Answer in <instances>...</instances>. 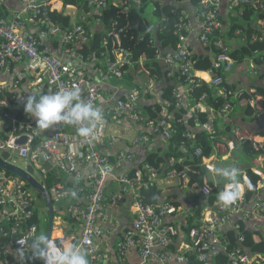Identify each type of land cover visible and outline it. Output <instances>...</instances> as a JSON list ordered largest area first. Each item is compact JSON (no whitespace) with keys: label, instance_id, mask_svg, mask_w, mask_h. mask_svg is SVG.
I'll return each instance as SVG.
<instances>
[{"label":"built area","instance_id":"built-area-1","mask_svg":"<svg viewBox=\"0 0 264 264\" xmlns=\"http://www.w3.org/2000/svg\"><path fill=\"white\" fill-rule=\"evenodd\" d=\"M164 1L173 5L180 2ZM21 2L23 10L13 14L11 18H7L0 9V70H5L10 64H23L30 78V86L39 89V93L79 88L82 100L99 108L104 114V121L102 125H98L95 139L83 142L75 125L59 123L49 129L37 127L35 119L24 110L25 99L30 94L21 89L20 81L0 83V157L9 153V159H4L8 163L14 154L28 160L27 164L33 167L35 176L39 175L43 180H38L39 184L47 188L49 170L39 163L42 158L51 165V170L71 177L78 198L83 197L84 205L71 203V190L63 184L56 183L50 189L47 188L53 204L66 201L63 208L56 210L53 222L54 229H60L61 234L51 240L60 246L76 244L86 252L89 264H99L101 260L110 261L112 255L102 252L97 243L106 235L109 208H114L119 213L121 203L126 196H130L133 218L116 243V256L121 264H131L128 259L132 251L139 254L141 264H219L218 256L225 257L228 260L226 264H264L261 253L250 251L244 245L246 237L242 233V224L264 238V197L254 195L249 200L246 198V188L251 186L248 175L243 176L240 195L233 204L225 207L219 200L213 205L205 202L201 210L196 204L174 202V199L168 198L146 201L143 191L157 188L164 180L171 184L177 181L188 188V171L173 169V160L170 161L171 168L167 170L151 164L135 167L130 174L115 177L112 188H108V179L115 176L116 170L125 162L136 158L132 148L119 152L115 157L104 153L103 146L107 140L106 131L110 120L143 123L144 131L136 139L134 147L152 136L170 141L176 135L166 114L161 113L159 118L151 119L140 113L139 105L148 91L146 86L133 89L114 102H106L105 87L122 81L131 71H142L138 67L143 66L146 59L133 62L131 53L122 47L120 32L111 28L106 29L107 38L112 39L111 52L101 56L92 53L85 57L79 49L91 42L92 36L83 23H71L68 29L63 30L52 20L49 10L51 12L53 8H50L48 0ZM225 2L228 9L235 8L239 11L242 8L245 11L246 7H251L264 16V0ZM114 3L129 9L140 7L142 0H114ZM222 3L223 0H202V6L209 9L205 14L197 8L202 20L199 26L200 43L214 57V67L221 72V75L212 77L210 85L224 99L233 98V103H227L222 110V116L227 117L239 105L257 108L259 101L263 105L259 113L263 114V97L255 95L240 103L245 94H255L256 90H233L226 86L228 83L225 76L232 72L236 60L231 57L225 40L224 21L220 13ZM111 4V0H85L83 8L90 10L89 15L98 26L97 30H105L103 15ZM69 8L77 11L80 9L76 5L66 9ZM29 15L35 17L46 33L58 42L59 56L44 51L36 33L24 32ZM260 20L264 24V17ZM175 27L180 35L177 49L163 51L156 38L151 40V44L158 48L157 59L162 57L164 60V66L168 70L167 78L176 77L186 86V92L191 93L200 80L197 78L193 54L186 47V41L193 34L194 27L184 10ZM239 34L244 42L248 41L242 31ZM263 36L254 35L252 41H261ZM66 59L78 64L69 63ZM175 66L178 68L177 74L169 71ZM251 68V74H254L257 66L252 64ZM176 99L177 105L181 106L183 97L180 89L176 93ZM195 122L201 132L210 136L212 142L224 143L228 154L234 152L237 144L250 141L253 150L262 151L255 158V164L264 161V143L254 139L253 133L236 127L235 134L227 140L228 138L217 135L209 122L202 124L198 115ZM186 137L188 141L195 142L196 136L191 130ZM23 138H26V142L19 144ZM114 141L118 139L113 137L112 143ZM185 146V143L181 145L183 152ZM194 156L202 160V166L208 173L216 174L217 156L205 157L200 147L194 148ZM88 166L91 171L86 173ZM252 171L259 177L257 185L263 186L264 171L255 165ZM202 192L206 196L211 193L207 187H203ZM181 218L185 221L177 224ZM38 219L29 184L0 167V264L35 263L36 259L30 253L29 245L39 236L41 223ZM66 219L75 223L72 234L62 230L63 222L67 223ZM230 230L238 234L235 246H232L226 236ZM173 246L176 251L170 250Z\"/></svg>","mask_w":264,"mask_h":264},{"label":"trees","instance_id":"trees-1","mask_svg":"<svg viewBox=\"0 0 264 264\" xmlns=\"http://www.w3.org/2000/svg\"><path fill=\"white\" fill-rule=\"evenodd\" d=\"M111 2V6L104 12L103 15L105 30H96L92 36L91 42L80 47V53L85 57H88V55L92 53H96L100 56L102 54L110 53L112 50V39L107 38L106 29L111 28V30H117L120 32L122 47L131 53L132 61L138 62L145 58L146 60L143 66L147 71H149L150 77L156 81H160L164 76V72L162 71L161 65L156 61L158 48L151 44V40L156 38L158 41L157 43L164 50L178 48L180 44V35L178 34V30L175 25L179 23L182 8H177L173 4L162 3L161 1L153 2L151 0H142L140 7H131L127 9L123 5L114 3V0H111ZM190 3L193 7L202 10L203 14L207 13L209 10L205 6H202V0H190ZM48 4L50 8H53L50 14L52 20L56 24L60 25L63 30L68 29L71 25L70 18L66 17L62 13V11H64L68 6H75L78 4L84 14H90L89 9L83 8L85 6V0H48ZM149 7H152V9L149 14H146ZM244 13V18L248 20V18H252L256 14V11L251 7H246ZM147 15H149L152 20L149 19ZM259 16L260 19L264 17L261 14ZM164 17L165 19H163ZM154 19L157 21L155 22ZM83 24L87 29H89L87 24L84 22ZM238 29H242L243 33L246 34L248 41L244 46L233 51L231 53V57L241 65L245 64L248 59L255 60L258 64L263 63L264 36L261 41H252L254 35L252 34L250 27L244 28L240 25L233 26L231 33L234 34ZM255 35L261 36L264 35V33L259 32ZM193 60L195 62L194 66L196 71L210 73L213 78L221 75V72L214 67L215 59L212 55H193ZM138 69H140V67H138ZM128 82H132V78H129ZM226 86L233 90L236 89L234 86L229 84ZM174 89L175 87L170 85L164 90L162 98L165 103L163 105L156 103L145 107V111L148 115H150L151 119L159 118L166 105L170 113L176 109ZM248 90H256V93L251 95L245 94L243 99L241 98L242 100L240 103H243L245 98H254L255 95L264 98L263 86L257 84ZM190 96L194 106L201 108V110L198 111V118L202 124L209 122V107L212 108L217 115H222V110L226 104L229 102L233 103L232 97L227 100L224 99L219 95L218 90L203 81H200L197 86L193 87ZM242 108H244L245 115L250 118L251 121H256L259 116V111L263 108V105L262 102L259 101L257 108H254L251 105H243ZM183 113V110H179L174 114V117L169 120L176 130V135L173 140H170L171 147L168 153L164 155V157H161L157 153L149 154L146 164H151L155 167L165 165L168 168V161L171 159L174 161V164L172 165L173 169L178 171L187 170L190 177L188 186L189 190L192 194L196 195L194 198H189L187 202L196 204L201 210L205 206V202L209 205H213L216 201H218V194L224 189L226 182L221 180L219 177L217 185H214L209 181L208 172L205 167L202 166V160L197 159L194 156V148H202L205 157H211L216 154L218 160L225 157L228 151L224 143L212 142L210 136L205 132H200L197 136L195 135L197 137H195V142L188 141L186 136L188 132H190L189 127H195V118H190L187 122H185ZM226 130L225 134L230 135L229 131L231 130V127L227 126ZM216 134L219 135L218 133ZM258 135L264 136V134L257 133V135L254 136V139L264 143V137L260 138ZM229 139L230 138L227 140ZM183 143H185L186 146L185 152L182 153L181 145ZM261 153V150L255 151L252 149L250 141L237 144V147L233 152L235 161H238L239 164H244V169L251 180V186L246 188L245 193L248 200L257 192V182L259 181V177L253 173L252 169L254 167L253 161L261 155ZM182 158L183 160L180 162V159ZM233 165L232 160H228L227 162L223 161L222 165L217 168H224ZM56 172L58 171L51 170L48 172L46 179L48 189L53 187L58 181ZM203 187H207L211 191L208 196L203 194ZM72 193H70L71 203L78 202L80 205H84V201L82 200L83 197L78 198L79 195L76 192V196L73 197ZM143 195L146 201L150 202L152 200H157L160 197L161 192L154 187L150 190L143 191ZM66 221L72 224L75 229V223L68 219H66ZM35 222L38 223L37 220ZM242 233L246 237V242L244 244L245 247L250 251L259 252L264 256V238L259 235V233H253L252 230L246 226V224H242ZM226 236L232 246L237 244L238 234L236 232L230 230L226 233ZM217 260L219 264H226L228 261L223 256H218ZM34 264L43 263L41 260L36 259Z\"/></svg>","mask_w":264,"mask_h":264},{"label":"crops","instance_id":"crops-1","mask_svg":"<svg viewBox=\"0 0 264 264\" xmlns=\"http://www.w3.org/2000/svg\"><path fill=\"white\" fill-rule=\"evenodd\" d=\"M157 1H161L162 3H167L164 0H157ZM225 1L226 0H223L224 3H222L220 13L224 21L225 40L228 44L230 53H232L236 49H239L242 46H244L246 43L242 40V36L239 34V32H241L242 29H238L234 34L231 33V29H233V26L240 25L244 28L250 27L252 34L255 35L259 32H264V24L261 22L259 16L260 14L258 12H256V14L252 18H248L247 20L244 18L245 13L244 11H242V8H240L239 11H237V9L235 8L228 9ZM174 5L182 8V10H184L187 13L188 19L191 21L194 27L193 34H191L186 41L187 49L193 55H210V53L207 50H205V48H203L200 43L199 26L202 20L201 17H199L198 9L193 7V5L190 3V0H180V2H175ZM76 6L79 5L76 4ZM0 9L4 12L7 18H11L13 14L23 10V4L21 0H0ZM49 13L51 14L50 10ZM62 13L66 17H69L71 23L73 24H77L79 22L81 23L84 22L85 24H87L91 36H93V34L98 29V26L92 20L90 15L84 14L83 11H81V9L77 11L69 8V10L66 9L62 11ZM24 32L36 33V35L39 37L41 41V47L44 51L52 55H58V56L60 55L58 42L52 39L46 33L45 28L40 26L38 20L35 17L30 15L28 16L24 27ZM162 50L165 51L164 49ZM66 61H68L69 63H77L76 61L69 59H66ZM156 61L161 65L162 71L164 72V76L161 78L160 81H156L153 78L151 79L149 71H147L144 66H141L140 69H143L142 71H138V72L131 71L122 81H117L114 84L105 87L106 102L107 103L110 101L114 102L118 97L122 96L123 94L130 92L133 89L146 86L148 91L145 94L141 104L139 105V110L144 117L150 118V115H148L145 111V107L156 103L163 105L165 103L162 98L164 94V90L170 85H172L175 87L174 98L176 100V109L170 113L166 105V107L163 108V111L161 113L166 114L167 117L171 119L174 117V114L177 111L183 110L184 112L183 116L185 122H187L188 119L190 118L197 117L198 111L201 109H198V107L194 106L190 93L186 92V86L183 85V83L180 80H178L176 77L173 79L167 78L166 74L168 70H166V66H164L163 63L164 60L162 57H159V59H157L156 56ZM252 64H255L257 66V70L255 71L254 74H251ZM169 71H172L175 74H177L178 68L175 66L170 68ZM129 78H132V82H128ZM197 78L200 81H203L208 85H210L212 76L210 73L207 72H198ZM29 80L30 78L23 64H10L9 66H7L5 70L4 69L0 70V83L1 82L10 83L14 81H20L22 87L21 89L23 91L29 94L39 93L40 92L39 89L32 88L30 86ZM226 81L229 85L234 86L236 90H248L253 88L254 85L257 84L264 87V61L263 63L258 64L255 62V60L248 59L246 63L243 65H241L236 61V65L232 70V72L229 75H226ZM179 89H180V94L183 97V102L181 106L177 105V99H176V93L179 91ZM107 103L104 104L107 105ZM208 112H209L208 113L209 123L212 125L213 130L216 133H218L221 137H225V138L232 137L233 133L235 134L236 127L240 128L243 131H248L249 133H253L254 135H257V133L264 134V113L263 114L259 113L258 119L256 121H251L250 118H248L245 115L244 108H242V106L240 105L235 109H233V111L230 112L227 117H224L222 115H217L214 112V110L210 107L208 108ZM194 123H195V127H189V130H191L197 136L200 134L201 128L197 126L195 120ZM143 126L144 125L141 122H131L122 119L109 121L106 131L107 140L105 145L103 146L104 153L112 157H115L117 154H119V152L124 151L128 148H132L136 154V158L134 161L125 162V164L121 168L116 170L115 176L110 177L108 179L107 182L108 188H112L115 177L120 175L130 174V172L135 167L145 165L147 162V158L149 157V154L157 153L161 157H164V155L168 153L171 147L170 141H165L163 138L159 136H155V137L152 136L148 138L146 142H143L139 146L134 147L136 139L140 136L141 132L144 131ZM227 126L231 127V130L229 131L230 135L225 134V131H227L226 130ZM258 136L260 138L264 137L263 135H258ZM113 137L117 138L118 141H114L112 143ZM214 155L216 156V154ZM233 156H234L233 153L232 154L227 153L225 157H223L221 160H217V162L215 163L218 167L222 165L223 161L227 162L228 160H232L234 164L233 166L238 167L240 169V183H241L243 181V176L247 175L246 170L244 169L245 166L243 163L239 164L238 161H235ZM182 160L183 158L180 159V162H182ZM170 161H168V168L165 165H160L157 168L161 170H166V168L170 169L171 168ZM253 165L258 166L260 169L264 171V161L257 162L256 164L253 161ZM90 171H91V167L88 166L85 169V172L88 173ZM56 173L58 180L57 183L66 186L69 190H71V193L75 192L73 189L74 187L73 179L63 173L62 174L58 172ZM208 178L211 183L217 185L219 179L216 174L208 173ZM157 189L159 192H161V195L158 199L160 198L162 199L168 198L169 200L174 199V202L184 203L185 201L187 202L189 198H194L196 196L192 194V192L189 190V187L188 188L184 187L182 184H180L177 181L174 184H171L167 180H164L158 185ZM255 195L264 197V179H263V186L257 185V192L255 193ZM152 201H156V200H152ZM45 207L47 208L46 205ZM43 215L45 214L43 213ZM108 218L109 220L106 227V235L97 244H98V248L102 252L110 253L112 255V258L110 259V261L107 262L105 260H101L99 264H121L119 257L116 256V243L120 238V236L122 235V233L130 226L133 218L131 197L130 196L125 197V201H123L120 205L119 213L116 211V209L109 208ZM39 220L40 218L38 219V221ZM184 221L185 219L181 218L180 220L177 221V224L183 223ZM48 227H49V219H48V223L41 224L39 235L41 234L47 235ZM66 228L67 230L64 229L62 230L68 234H72L75 231L72 224L68 222L66 223ZM60 231L61 230L58 228L54 229L53 226L52 237L54 238L58 237L61 234ZM170 250L176 251V247L173 246L170 248ZM128 261L131 264H141L142 259L140 258L139 254L136 251H132L130 253Z\"/></svg>","mask_w":264,"mask_h":264},{"label":"clouds","instance_id":"clouds-1","mask_svg":"<svg viewBox=\"0 0 264 264\" xmlns=\"http://www.w3.org/2000/svg\"><path fill=\"white\" fill-rule=\"evenodd\" d=\"M24 110L35 119L36 126L41 129H49L59 123L77 126V134L83 138V142L95 139L97 127L104 121V114L99 108L82 100L79 88L30 94L25 99ZM215 172L226 182L217 198L227 207L240 195V169L229 166L216 168ZM72 196L75 197L76 193L73 192ZM29 251L35 259L42 260L43 264H89L82 248L76 244L60 246L45 234L31 241Z\"/></svg>","mask_w":264,"mask_h":264},{"label":"water","instance_id":"water-1","mask_svg":"<svg viewBox=\"0 0 264 264\" xmlns=\"http://www.w3.org/2000/svg\"><path fill=\"white\" fill-rule=\"evenodd\" d=\"M25 142H26V138H23L18 143L22 144ZM4 159L5 160L9 159V153H4L3 156L0 157V167L6 169L8 172L25 180L29 184L30 187L35 189L37 192L41 193L42 196L44 197L45 203L48 209V214H49V227H48L47 236L51 239L52 233H53V222H54V218L56 215V210L63 208L66 205V201H61V202L53 204L47 188L39 184V182L36 180L35 171L32 166H28L27 170L24 171L18 167L11 165L8 162H5ZM39 163L45 169L49 171L51 170V165L49 163H45L42 158H40Z\"/></svg>","mask_w":264,"mask_h":264},{"label":"rangeland","instance_id":"rangeland-1","mask_svg":"<svg viewBox=\"0 0 264 264\" xmlns=\"http://www.w3.org/2000/svg\"><path fill=\"white\" fill-rule=\"evenodd\" d=\"M151 9H152V7H149L147 9V11H146V14H149ZM147 17L152 20V18L149 15H147ZM154 21L156 22L157 20L154 19ZM10 163H11V165H13L15 167H18V168H20V169L25 171L28 168V164L27 163H29V162H28V160H26V159H24L22 157H19L16 154H14L12 160L10 161ZM35 177H36L37 181L41 180V182H43L42 178L39 175H36ZM30 191H31L32 196H33V198L35 200V209H36V213H37L38 217L40 218L41 224L42 223L43 224L48 223L49 216H48V212L46 210L47 208L45 207L46 203H45L44 197L42 196L41 193L37 192L32 187H30ZM43 213L45 215H43ZM62 229L67 230L66 224L64 222H63ZM47 230H46V232H47Z\"/></svg>","mask_w":264,"mask_h":264}]
</instances>
